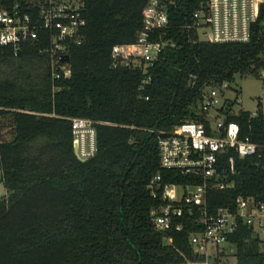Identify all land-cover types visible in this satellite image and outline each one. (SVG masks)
Masks as SVG:
<instances>
[{
    "label": "trees",
    "instance_id": "trees-1",
    "mask_svg": "<svg viewBox=\"0 0 264 264\" xmlns=\"http://www.w3.org/2000/svg\"><path fill=\"white\" fill-rule=\"evenodd\" d=\"M78 1L86 25L82 44L68 53L70 78L51 81L36 46L16 53L0 46V130L10 131L8 140L0 134V264L202 263L190 244L202 230L197 207L184 209L179 231L158 232L151 222L160 204L149 189L154 177L161 187L201 183L160 168L158 132L185 121L208 130L197 108L204 91L253 74L264 34L256 27L248 44L200 42L196 31L181 28L200 0H179L167 28L150 37L166 44L152 65L114 69L111 48L135 43L147 0ZM73 118L94 122L96 151L85 161L73 153ZM229 122L241 140L264 144L261 112L240 110ZM218 173L232 187L206 190L208 213L234 210L238 199L264 205V156L240 159L229 151L218 157ZM228 243L235 264H264V238L247 226Z\"/></svg>",
    "mask_w": 264,
    "mask_h": 264
},
{
    "label": "built area",
    "instance_id": "built-area-1",
    "mask_svg": "<svg viewBox=\"0 0 264 264\" xmlns=\"http://www.w3.org/2000/svg\"><path fill=\"white\" fill-rule=\"evenodd\" d=\"M178 2L147 0L142 30L135 43L111 48L114 69L139 67L145 72L152 65L166 44L152 42L150 37L167 28L169 10L177 7ZM262 4L264 0H200L190 15V22L185 20L181 28L196 31L200 42L248 44L256 27L264 34ZM85 25L78 0H20L0 5V46H10L15 53L24 44L36 46L37 54L46 60L51 81L68 79V53L72 46L82 44L81 33ZM199 33L205 37L204 40L199 39ZM257 63L259 65H251L253 75L264 81V53ZM229 88L224 83L204 91L198 110L206 116L208 130L202 123L185 121L170 131L158 132L160 168L178 172L193 181L200 179L201 183L161 187L160 177L156 176L149 184L152 197L160 203L150 213L153 227L158 232L171 228L179 231L181 226L177 220L182 217L184 209L198 208L197 224L202 230L191 236L190 244L193 253L204 259L208 258L209 250L220 251L221 246L229 245V236L240 224L250 228L257 237L264 238L263 204L253 199H238L234 210L219 207L212 214L205 207L208 188L224 190L232 187L219 176L220 155L233 151L240 159L256 157L259 160L264 156V144H256L249 138L241 140L238 125L226 123V118L240 111H234V105L240 100L224 96L223 91ZM259 112L250 115L254 117ZM219 115L223 119H218ZM212 119L215 120L213 126ZM93 125L94 122L88 119H71L73 146L77 149L76 157L81 161L91 158L96 151Z\"/></svg>",
    "mask_w": 264,
    "mask_h": 264
},
{
    "label": "rangeland",
    "instance_id": "rangeland-1",
    "mask_svg": "<svg viewBox=\"0 0 264 264\" xmlns=\"http://www.w3.org/2000/svg\"><path fill=\"white\" fill-rule=\"evenodd\" d=\"M199 39L204 40L205 37L199 33ZM45 64L47 65V63ZM38 65L39 64L37 62H34L32 66L29 65L24 67V70L31 73L32 69L38 67ZM10 70L11 68H8L7 72H11ZM15 70L16 68L13 67V72H15ZM229 87V89L223 91L224 96L230 100H234L236 98L240 100L239 104L234 105L235 112L243 110L251 115H255L260 110L264 115V81L259 80L251 73H244L243 75L235 76L234 81L229 85ZM258 103H261V106H258ZM197 108H199V105ZM218 119L221 120L223 118L219 115ZM214 123L215 120L212 119V126ZM9 132L10 131L7 127L0 130V134L7 140L10 139ZM5 195L6 189L2 183L0 172V199ZM220 249L222 250H209L208 258L204 259V262L197 264H235L234 258L232 257L234 247L230 245H223Z\"/></svg>",
    "mask_w": 264,
    "mask_h": 264
},
{
    "label": "water",
    "instance_id": "water-1",
    "mask_svg": "<svg viewBox=\"0 0 264 264\" xmlns=\"http://www.w3.org/2000/svg\"><path fill=\"white\" fill-rule=\"evenodd\" d=\"M261 8H264V4L261 5ZM73 153L75 156H77V149L75 146H73Z\"/></svg>",
    "mask_w": 264,
    "mask_h": 264
}]
</instances>
